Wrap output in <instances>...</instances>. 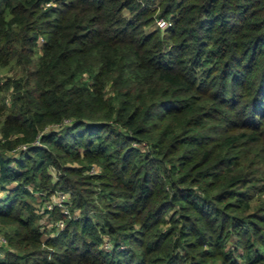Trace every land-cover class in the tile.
Returning a JSON list of instances; mask_svg holds the SVG:
<instances>
[{
    "label": "trees",
    "instance_id": "1",
    "mask_svg": "<svg viewBox=\"0 0 264 264\" xmlns=\"http://www.w3.org/2000/svg\"><path fill=\"white\" fill-rule=\"evenodd\" d=\"M0 113V264H264V0H0Z\"/></svg>",
    "mask_w": 264,
    "mask_h": 264
},
{
    "label": "built area",
    "instance_id": "2",
    "mask_svg": "<svg viewBox=\"0 0 264 264\" xmlns=\"http://www.w3.org/2000/svg\"><path fill=\"white\" fill-rule=\"evenodd\" d=\"M156 23H157V26L160 27V28H162V29L169 28L172 25V22L170 20L166 19V18H159ZM96 171H97V169L95 167H93L91 169V172H93V173L96 172ZM67 198H68L67 193H64L62 191H58L53 196V200L51 201V203H47V206L46 207L48 209H52L54 204H58L59 206H62L63 212H65V213H67V214L70 215V210L63 205V202L65 200H67ZM58 226L60 228H64L65 227V223L63 222V220H61L58 223ZM7 243H8V239L4 235V233L2 232V230L0 229V244L6 245Z\"/></svg>",
    "mask_w": 264,
    "mask_h": 264
},
{
    "label": "rangeland",
    "instance_id": "3",
    "mask_svg": "<svg viewBox=\"0 0 264 264\" xmlns=\"http://www.w3.org/2000/svg\"><path fill=\"white\" fill-rule=\"evenodd\" d=\"M157 26V23L152 25L150 27V29H154L155 27ZM167 29V28H166ZM19 71V68H14L13 70L10 69V66H7L5 68L2 69V76H13L15 74V72ZM4 117V114L0 113V120L3 119ZM250 165H251V168L253 169H256V168H259L256 166V164H254V158L251 159L250 161ZM97 171L94 172V173H100L101 172V167H97V165H95ZM260 168H264V161H263V167H260ZM47 206V205H46ZM70 216V215H69ZM71 217V216H70ZM47 222H50L48 225L51 226L52 225V221H50V219L46 220L45 223ZM63 222L66 224V222L63 220ZM0 229L2 230L3 233H6L7 230H11V227H8L7 225L4 224V222L2 220H0ZM5 235V234H4ZM6 236V235H5ZM48 236V233H46V237ZM208 248V247H207ZM209 264H220V260H217V261H211Z\"/></svg>",
    "mask_w": 264,
    "mask_h": 264
}]
</instances>
